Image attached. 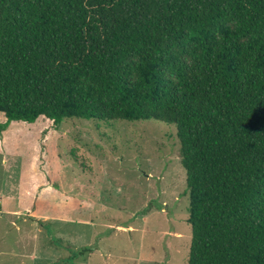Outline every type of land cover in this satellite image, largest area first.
I'll return each mask as SVG.
<instances>
[{
  "label": "trees",
  "instance_id": "1",
  "mask_svg": "<svg viewBox=\"0 0 264 264\" xmlns=\"http://www.w3.org/2000/svg\"><path fill=\"white\" fill-rule=\"evenodd\" d=\"M0 115L175 126L189 264H264V0H0Z\"/></svg>",
  "mask_w": 264,
  "mask_h": 264
},
{
  "label": "rangeland",
  "instance_id": "2",
  "mask_svg": "<svg viewBox=\"0 0 264 264\" xmlns=\"http://www.w3.org/2000/svg\"><path fill=\"white\" fill-rule=\"evenodd\" d=\"M0 202V264L190 261V190L173 125L13 123L0 136Z\"/></svg>",
  "mask_w": 264,
  "mask_h": 264
},
{
  "label": "built area",
  "instance_id": "3",
  "mask_svg": "<svg viewBox=\"0 0 264 264\" xmlns=\"http://www.w3.org/2000/svg\"><path fill=\"white\" fill-rule=\"evenodd\" d=\"M1 203V202H0Z\"/></svg>",
  "mask_w": 264,
  "mask_h": 264
}]
</instances>
